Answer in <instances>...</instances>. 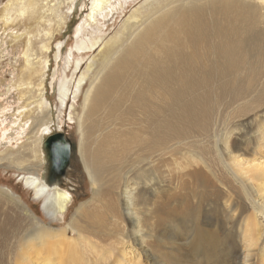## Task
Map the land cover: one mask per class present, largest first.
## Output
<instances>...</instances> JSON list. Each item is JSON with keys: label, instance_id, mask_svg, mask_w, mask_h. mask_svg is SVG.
<instances>
[{"label": "rangeland", "instance_id": "obj_1", "mask_svg": "<svg viewBox=\"0 0 264 264\" xmlns=\"http://www.w3.org/2000/svg\"><path fill=\"white\" fill-rule=\"evenodd\" d=\"M16 1L0 0V158L6 152L25 153L24 146L39 138L36 133L44 131L43 127L39 129L35 126L38 111H23L26 99L30 97L25 94V90H31V96H36L40 89L39 78H31L29 82L24 71L26 65L22 54L26 42L30 40L36 57L48 63L43 80V93L47 100L46 113L48 111L50 123L42 137L41 149L48 162L47 141L51 137L61 136L70 144L69 156L73 159L71 171L64 177L56 172L53 176L50 169L52 163L48 166L42 165L43 161L38 159L40 157L31 163L36 166L34 171L39 177L67 190L74 197V201L63 221L58 217L48 218L33 191L23 185L21 176L25 172H19L6 161L0 162V264L18 262L20 248L24 245L22 243L38 229V225L65 228L75 209L92 200V186L79 162L77 151L79 135L76 117L80 112L84 92L80 95L74 112L70 109L71 100L62 111L59 110L57 102L58 85L64 71L67 81H77L90 59L98 53V50L81 53L82 62L76 76L72 78L75 61L67 67L65 60L71 49L74 52L75 32L85 20L91 0H75L71 6L66 2L61 3L58 9L57 2L63 0L39 2L36 10H30L21 18H16ZM147 1L117 0L115 6L113 5L115 9L98 19L94 35L99 36L101 44L104 45L121 30L133 12L145 7ZM47 9L55 11L51 13ZM60 17L64 19V24L58 27ZM45 33H51L52 39L48 40ZM44 44H47V51L41 50ZM254 60L249 58L246 65L252 64ZM263 62L250 73L243 75L246 78L242 76L238 91L231 81H207L195 86L196 89L201 88L195 96H199L202 115L191 120V117H187V106L182 105L178 109L179 113L172 118L174 129L164 137L159 138L156 134L151 139L155 134L154 122L158 121V116L155 119L150 116L148 121L139 110L133 111L132 115H126L122 111L115 117L100 112L92 119L96 129L91 146L104 134L113 137L137 131L142 139H148L136 141L119 151L115 161L107 163L108 169L102 176V193L99 198L102 221L98 230L102 235L108 236L101 238L103 242L113 240L118 231L130 232L131 207L122 206L120 197L117 201L116 195H120L118 188L121 184L131 183L142 176L148 178L154 187L153 193L149 192L144 198L141 197L138 205L134 204L135 209H139L141 222L139 227L133 228L137 233L133 237L145 245L143 264H240L238 226L232 228L226 217L229 218L227 212L231 214L236 209L244 210L240 206L242 196L244 193L250 195L253 188L248 183L238 184L230 179L224 143L230 138L231 141H241L247 148L258 147V134L264 128ZM235 78L240 79V75H235ZM27 83L31 84L28 86ZM20 85H23L22 88H18ZM184 88H191V85H185ZM132 90L131 87L128 88V92ZM22 92L24 93L20 95ZM121 106L125 109L127 102H123ZM142 111L145 113V109ZM69 115L72 117L71 121ZM145 120L147 127L143 124ZM190 154H194L199 160L200 169L197 171L183 169L185 157ZM25 166L22 168H27ZM6 195H11L13 201L6 200ZM243 212L249 213L248 210ZM32 218L36 219L37 225ZM198 227L207 230L211 227L220 238L212 241L202 236L196 243L197 240L193 237ZM131 238L129 236L127 239ZM203 259L208 262L205 263Z\"/></svg>", "mask_w": 264, "mask_h": 264}, {"label": "bare ground", "instance_id": "obj_2", "mask_svg": "<svg viewBox=\"0 0 264 264\" xmlns=\"http://www.w3.org/2000/svg\"><path fill=\"white\" fill-rule=\"evenodd\" d=\"M44 1L47 0H17L16 18L36 10L39 2ZM74 1L63 0L55 6L58 9L65 2L71 6ZM116 3L117 0H91L85 20L75 32L73 49L76 53L71 49L65 60L67 67L75 61L72 78L76 76L82 62L81 53H93L96 50L98 53L90 59L77 81H67L64 71L57 90L59 110L67 107L71 100L70 109L73 112L84 92L80 112L76 117L79 135L77 151L79 162L92 186V200L75 209L65 228L38 225V229L22 243L24 245L19 251L18 264H143L145 245L133 237V234H137L133 228L139 227L141 222L139 209H135L134 204L149 192H154L150 180L141 176L118 188L120 195H116L117 201L120 197L122 206L131 207V229L129 233L118 231L111 241L103 242L101 238L104 235L98 230L102 221L99 198L102 193V176L108 169L107 163L115 161L119 151L136 141L148 139H142L137 131L113 137L104 134L91 146L96 129L92 119L100 112L115 117L122 111L132 115L133 111L139 110L147 120L150 116L154 119L158 116V121L154 122L155 134L151 139L156 134L159 138L164 137L174 129L172 118L179 113L178 109L182 105L187 106V117H191L189 119L195 120L202 115L199 96H195L201 88L196 89L195 86L207 81H231L238 91L242 76L256 69L264 60V0H148L145 7L133 12L121 30L102 45L101 38L94 35L95 27L100 17L107 16L115 9ZM47 10L51 13L55 11ZM58 20L57 25L61 27L64 19L60 17ZM45 37L49 40L53 36L45 33ZM41 50L47 51V44L42 45ZM58 55L59 52L56 54L57 59ZM22 56L29 82L35 77L40 80L36 96H31V90H25V94L30 97L26 99L23 111H38L35 126L39 129L43 127L44 131L36 133L39 138L24 146L25 153L6 152L0 162L6 161L19 172H25L21 181L33 191L42 211L50 219L58 217L63 221L64 215L73 205L74 197L67 190L39 177L34 171L36 166L32 164V160L38 157L43 161L42 165L48 166L51 162L50 158L46 161L47 157L40 146L47 132L46 126L50 123L48 111L46 113L47 100L43 93L48 63L36 57L30 40L26 42ZM249 58L255 60L246 65ZM235 75H240V79L236 80ZM188 84L191 88L185 89L184 86ZM127 87L133 90L128 92ZM125 101L127 106L124 109L121 105ZM68 117L71 121V115ZM143 124L147 127L146 120ZM258 139V147L252 149L230 138L224 143L230 179L238 184L248 183L253 188L250 195L243 194L240 204L249 213L244 214V210L236 209L231 214L227 212L229 218L226 217L232 228L238 226L240 264H264V128L259 132ZM184 161V170L200 169L199 160L194 154L186 156ZM24 165L27 168H22ZM6 197V200H12L11 195ZM32 220L36 221L34 218ZM209 228H196L193 237L196 243L202 236L212 241L220 238L216 231ZM129 236L132 238L127 239Z\"/></svg>", "mask_w": 264, "mask_h": 264}, {"label": "water", "instance_id": "obj_3", "mask_svg": "<svg viewBox=\"0 0 264 264\" xmlns=\"http://www.w3.org/2000/svg\"><path fill=\"white\" fill-rule=\"evenodd\" d=\"M63 138L61 136H54L48 139L47 144L50 142L51 147L53 149V154H52V161L50 162L51 164V172L52 175L56 172L57 175L61 173V175L64 173L66 167H67V160L63 161L64 158L67 159V156L65 157V149L63 150L62 148H66L65 145L62 143ZM48 152V151H47ZM51 156L49 155V158ZM60 163V164H58Z\"/></svg>", "mask_w": 264, "mask_h": 264}, {"label": "flooded vegetation", "instance_id": "obj_4", "mask_svg": "<svg viewBox=\"0 0 264 264\" xmlns=\"http://www.w3.org/2000/svg\"><path fill=\"white\" fill-rule=\"evenodd\" d=\"M63 142V144L65 145V147L66 148H62L64 151H65V157L67 156V159H65L64 158V160L63 161H66L67 162V167H66V169H65V171H64V173L61 175V173L60 174H58L59 176H67L68 175V172L69 171H71V168H72V158H71V156H69V148H70V144H68L67 143V141H65V140H62ZM46 147L48 148V150L50 151V153H49V155L51 156L50 157V159H51V161H52V154H53V149H52V147H51V143L49 142L47 145H46ZM53 162V161H52ZM58 164H60V163H58ZM54 176V175H53ZM59 178V177H58Z\"/></svg>", "mask_w": 264, "mask_h": 264}]
</instances>
